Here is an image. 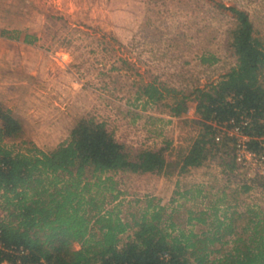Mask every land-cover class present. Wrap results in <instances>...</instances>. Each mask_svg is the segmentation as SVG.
Returning <instances> with one entry per match:
<instances>
[{"label": "rangeland", "instance_id": "obj_1", "mask_svg": "<svg viewBox=\"0 0 264 264\" xmlns=\"http://www.w3.org/2000/svg\"><path fill=\"white\" fill-rule=\"evenodd\" d=\"M234 5L249 12L264 41V0H0V104L20 123L18 146L27 140L51 151L78 121L93 118L131 149L167 148L168 160L195 156L204 131L198 91L237 61L230 46L236 22L227 8ZM149 83L185 93L182 114L171 115L163 104H173L175 95L147 103L138 87ZM227 151L235 155L234 142L170 176L115 174L124 193L120 215L130 220L154 197L186 226L187 208L201 209L223 192L226 207L234 191L241 192L238 211L250 205L264 211V175L239 164L232 170ZM186 189L203 193L172 202L175 191Z\"/></svg>", "mask_w": 264, "mask_h": 264}, {"label": "trees", "instance_id": "obj_2", "mask_svg": "<svg viewBox=\"0 0 264 264\" xmlns=\"http://www.w3.org/2000/svg\"><path fill=\"white\" fill-rule=\"evenodd\" d=\"M227 8L236 22L230 46L237 61L219 81L198 91L197 114L204 131L195 156L190 152L168 160L167 148L131 149L93 118L78 121L70 138L51 151L27 140L19 147L20 123L0 104V264H264V211L254 205L238 211L241 192L234 191V203L226 207L223 192L201 209L187 208L186 226L154 197L125 220L119 209L124 193L114 176H170L185 165H200L209 152L216 155L233 142L229 137L217 142L214 124L243 113L251 115L248 144L259 149L257 139L264 136V41L256 36L247 10ZM138 91L153 104L177 96L173 104L163 103L174 116L182 114L188 99L155 83ZM226 154L234 170L235 155ZM250 189L243 186L244 192ZM202 193L177 190L172 202ZM75 243L81 247L75 249Z\"/></svg>", "mask_w": 264, "mask_h": 264}, {"label": "built area", "instance_id": "obj_3", "mask_svg": "<svg viewBox=\"0 0 264 264\" xmlns=\"http://www.w3.org/2000/svg\"><path fill=\"white\" fill-rule=\"evenodd\" d=\"M251 115L243 113L239 118H232L220 124H214L217 127L216 141L223 139V135L233 138L235 158L239 165L260 169L264 175V136L258 138L260 147L253 149L248 141L249 136L246 134V128L250 126Z\"/></svg>", "mask_w": 264, "mask_h": 264}]
</instances>
